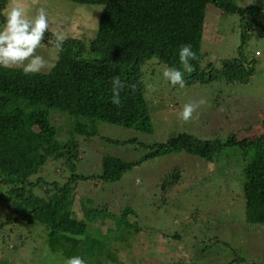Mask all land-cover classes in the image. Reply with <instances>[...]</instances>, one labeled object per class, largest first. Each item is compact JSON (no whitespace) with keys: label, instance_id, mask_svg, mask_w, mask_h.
Instances as JSON below:
<instances>
[{"label":"rangeland","instance_id":"rangeland-1","mask_svg":"<svg viewBox=\"0 0 264 264\" xmlns=\"http://www.w3.org/2000/svg\"><path fill=\"white\" fill-rule=\"evenodd\" d=\"M232 1L243 8L264 4V0ZM14 2L17 0L6 4L1 13L3 17ZM18 2L31 14L40 7L46 8L49 32L62 28L67 37L74 35L88 40L95 37L103 6L121 0L99 1L93 6L68 0ZM209 7L204 22L200 65L205 68L211 64L220 69L223 60L236 57L240 44L238 18L223 16L214 6ZM259 29L253 28L244 47L247 61H256L255 74L245 84L218 80L204 86L172 87L163 81L161 75L165 65L151 60L143 68L151 133L92 123L84 117L71 119L61 113L52 116V124L57 130V149L52 162L47 163L32 180L44 176L47 181L60 182L61 186L71 175L91 177L71 182L68 201L60 209V214L70 216L74 213L83 219L82 206L99 208L101 213L96 218L86 217L87 235L110 245L117 257L114 264H229L235 256L246 261L232 264H264V235L260 238L255 234L256 241H251L254 233L246 230L244 224L241 174L245 161L238 150L226 149L213 162H204L182 152L171 153L133 166L118 181L103 182L92 178L101 175L103 157L112 156L127 163L140 161L150 152L151 146L165 143L181 133L222 142L231 136L243 140L263 134L264 38ZM44 42L37 54L53 63L55 48L50 42ZM201 99L206 103L197 109L191 121L185 123L178 118L184 104ZM174 170L179 174L178 181L166 193H161L162 182ZM42 187L34 189L35 196L41 197L45 189ZM29 195L32 198L25 201L26 205L33 204L35 198L33 192ZM6 207L0 203V224L13 216L14 212ZM126 208L131 210L127 224L122 221V212ZM128 224L136 225L137 230L127 229ZM129 230L131 235L126 234ZM256 230L258 232L259 228ZM125 234L127 237L123 239ZM206 246L211 248L201 252ZM64 262L59 254L49 250L41 225L26 226L19 221L0 228V264Z\"/></svg>","mask_w":264,"mask_h":264},{"label":"trees","instance_id":"trees-1","mask_svg":"<svg viewBox=\"0 0 264 264\" xmlns=\"http://www.w3.org/2000/svg\"><path fill=\"white\" fill-rule=\"evenodd\" d=\"M9 1L0 0V24L4 20L1 13ZM68 1L93 6L108 0ZM210 5L223 16L238 18L240 44L236 57L223 60L220 69L211 64L205 68L200 65L204 22ZM254 27L260 28L264 38V4L243 8L232 0H121L103 6L93 39L67 37L59 62H53L55 67L51 71L25 76L19 68L0 69V203L15 215L14 218L7 217L0 228L19 221L26 226L39 224L46 234L49 250L64 260L78 255L86 264H114L117 257L110 245L87 235L86 217L96 218L101 213L99 208L82 206L83 219L74 213L70 216L60 214L68 201L71 182L91 177L71 175L61 186L60 182L47 181L44 176L32 180L52 162L57 149V130L52 124V116L61 113L71 119L84 117L92 123L151 133L143 68L155 59L166 68L179 67L183 71L178 61V47L190 44L196 59L191 61L194 70L184 72L185 86H204L218 80L245 84L255 74L256 61L248 62L244 49ZM51 33H46V41L53 45ZM116 75L126 84L135 85L134 90L125 87L121 91L118 108L110 102L111 86L108 83ZM106 141L113 143L109 139ZM149 149L150 152L136 162L103 157L101 175L92 178L103 182L118 181L133 166L171 153L182 152L204 162H213L226 149L238 150L245 161L241 174L244 224L246 230L254 233L251 241H256L255 234L260 238L264 235V133L243 140L231 136L223 142L201 140L181 133ZM178 177L176 170L171 172L162 182L160 192L166 193ZM40 186L45 188L43 194L35 196L34 189ZM31 192L35 197L33 204L26 205L25 201L32 198V195L28 196ZM129 213L131 210L127 208L122 212L125 224ZM133 225L125 227L137 230ZM131 230L126 234L131 235ZM125 235L123 239L127 237ZM218 245L221 244L218 242ZM209 247L201 248V252ZM236 261L242 263L246 259L235 256L229 264Z\"/></svg>","mask_w":264,"mask_h":264},{"label":"clouds","instance_id":"clouds-1","mask_svg":"<svg viewBox=\"0 0 264 264\" xmlns=\"http://www.w3.org/2000/svg\"><path fill=\"white\" fill-rule=\"evenodd\" d=\"M49 29L50 20L46 8L40 7L36 9L35 14H31L18 0L12 3L4 13L3 23L0 24V69L19 68L25 76L38 74L42 70L51 71L55 63L37 54V49L45 43ZM51 36L56 50L54 59L59 62L67 36L62 28L52 31ZM177 54L183 71L179 67H167L161 75L168 85L183 88L185 87L184 72L191 73L194 70L191 61L196 59V53L190 44H182L178 47ZM108 83L111 86L110 102L117 108L121 105V91L125 87L135 89V85L126 84L119 75L112 76ZM205 103L206 101L201 99L195 103L184 104L178 118L185 123L191 121L197 109ZM64 264H86V262L77 255L67 258Z\"/></svg>","mask_w":264,"mask_h":264}]
</instances>
